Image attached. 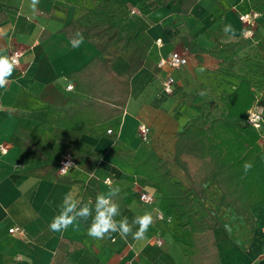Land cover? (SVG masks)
Returning a JSON list of instances; mask_svg holds the SVG:
<instances>
[{"label": "crops", "instance_id": "1", "mask_svg": "<svg viewBox=\"0 0 264 264\" xmlns=\"http://www.w3.org/2000/svg\"><path fill=\"white\" fill-rule=\"evenodd\" d=\"M108 1L38 0L34 10L32 0H0V51L10 55L13 49L24 50L9 85L0 89V264L55 263L63 257L62 241L77 264H264V205L254 211L253 228L235 207L223 206L219 198L204 202L209 210L196 211L200 219L219 222L213 232L216 245L207 257L193 254L183 231L186 225L180 220L182 211L162 209L159 185L123 158L146 161L156 153L167 162L175 181L190 186L187 174L175 162L177 135L184 127L199 117L206 119L215 109L225 113L226 96L244 77L256 93L254 105L264 112V0H198L187 14L181 13L182 0H112L109 5ZM246 15L250 21L241 19ZM72 24L84 36L79 48L71 47V37L64 31ZM94 26L116 27L122 32L120 39L126 29L142 30L153 39L142 67L130 79L124 112L97 123L95 134L62 126L36 132L47 118L49 105L68 104L75 91L70 73L98 56L109 60L116 75L128 71L138 48L135 38L128 36L120 43L108 32L84 30ZM187 34L206 52L199 57L190 52L182 41ZM176 50L186 53L189 63L160 67V59ZM212 51L231 56L224 59ZM169 75L175 78L174 93L163 90ZM96 81L87 86L90 92L119 96L114 94L118 86L106 79ZM140 124L150 126L149 141L140 137ZM109 128L113 133H108ZM31 143L42 157L25 156L22 150ZM68 155L77 165L68 174L58 170L57 175L72 183L37 174ZM109 176L112 184L105 182ZM110 185L121 188L117 219L127 216L131 221L135 215L151 213L153 223L144 239L124 240L115 233L112 238L93 239L87 235L91 217L60 232L49 229L66 195L94 206L96 195L107 193ZM143 191L154 193L156 203L143 202ZM161 211L165 218L158 217ZM13 226L21 231L11 232Z\"/></svg>", "mask_w": 264, "mask_h": 264}, {"label": "trees", "instance_id": "2", "mask_svg": "<svg viewBox=\"0 0 264 264\" xmlns=\"http://www.w3.org/2000/svg\"><path fill=\"white\" fill-rule=\"evenodd\" d=\"M171 0H164L165 3ZM198 0H182L181 13L187 14ZM112 0L107 4H113ZM76 25L72 24L64 29L73 38ZM90 33L112 34V40L119 39L125 43V38L132 36L138 44L135 56L128 71L123 76L116 75L108 59L98 56L79 71L69 74L75 81V91L70 93L68 104L58 106L51 104L45 122L37 127L36 132L52 130L55 126L78 129L89 134H95L94 126L110 120L124 112V106L130 91V79L142 67L143 60L153 44V39L144 31L123 30L124 39H120L122 32L116 27L103 28L101 26L87 27ZM184 45L198 57L206 52L200 47L191 34L182 37ZM211 54L229 58L225 52H210ZM223 66V65H222ZM108 80L114 88L118 86L119 96L90 92L87 86L96 80ZM122 95V97H121ZM256 101L251 80L242 78L239 86L225 98V113L219 118L199 117L187 124L177 135L175 162L185 171L190 186H182L175 181L173 172L167 162L156 153L146 161H139L133 157H123L131 162L138 174H142L161 189V207L171 213L180 209L181 222L185 223L183 231L187 235L186 242L193 247V254L203 257L210 255V247L216 243L213 232L216 225L207 218L200 219L197 209L209 210L201 200L219 198L225 207L233 206L239 215L256 227L255 209L264 205V147L260 143L261 134L248 123V112ZM210 121V122H209ZM72 122V123H70ZM27 133V132H26ZM31 159L42 157V153L31 143L30 147L22 150ZM252 163V168L245 174L244 164ZM58 165H51L38 175L72 183L65 177L57 175ZM198 198L195 204L192 200ZM217 200V199H215ZM60 248L63 257L52 264H77L72 256L70 247L62 241ZM208 264V263H206Z\"/></svg>", "mask_w": 264, "mask_h": 264}, {"label": "clouds", "instance_id": "3", "mask_svg": "<svg viewBox=\"0 0 264 264\" xmlns=\"http://www.w3.org/2000/svg\"><path fill=\"white\" fill-rule=\"evenodd\" d=\"M37 4L38 0H32L34 10ZM224 30L227 32L228 28L226 27ZM83 43V34L79 31L75 32L70 40L71 47L79 48ZM17 63L15 55L4 54L0 51V89H5L9 85ZM70 166L73 165L65 164L59 172L61 174L66 173ZM252 166L251 162L244 164L245 174ZM120 193L121 188L119 186L112 187L110 185L107 193L100 192L96 195L94 206H90L88 203L82 204L69 193L64 197L59 214L53 217L49 229L53 232H60L80 220L87 221L91 217L87 235L93 239L112 238L113 233L118 234L124 240H127L129 236L137 241L144 239L153 223L151 213L145 211L142 215H135L131 221L127 216L117 219L121 216L120 205L117 202Z\"/></svg>", "mask_w": 264, "mask_h": 264}, {"label": "built area", "instance_id": "4", "mask_svg": "<svg viewBox=\"0 0 264 264\" xmlns=\"http://www.w3.org/2000/svg\"><path fill=\"white\" fill-rule=\"evenodd\" d=\"M134 12V11H133ZM255 16H257V14H255ZM241 19H243L244 21H250V16L246 15V16H241ZM157 44L159 46H162V39H158L157 40ZM10 55H15L17 58V67L20 66L21 64V58L24 55V50L22 49H13L10 52ZM189 63V57L186 53L181 52V51H173L170 55L168 56H164L160 59L159 61V66L162 68H178L181 66H185ZM174 84H175V78L172 75L167 76L164 80H163V90L167 93H174ZM68 89H73V85H69ZM248 123L251 124L258 132H260L261 137L264 138V112H263V108L257 104H255L248 112ZM139 135L140 137L144 140V141H149L150 139V132H151V128L150 126H148L147 124H140L139 128ZM108 133H113V129L109 128L108 129ZM2 148V151L4 152V148ZM70 163L73 166H70L67 170L66 173L64 174H60L61 175H65L68 174L69 171L75 167L77 165L76 160L68 155L65 156L62 160H60L59 162V167L58 170L60 171L62 169V167L65 164ZM105 182L107 184H112L113 183V178L112 177H107L105 179ZM140 198L143 202L148 203V204H155L157 201V198L155 196L154 193L148 192V191H143L140 194ZM91 201V200H90ZM203 203L207 201L206 197H203L201 200ZM200 201V202H201ZM200 202H198L200 204ZM207 206V205H206ZM208 207V206H207ZM158 217L159 218H165L166 215L164 214V212H159L158 213ZM11 232H16V231H21V229L18 226H13L12 228H10ZM157 243L158 244H162L163 241L161 238L157 239ZM264 254V248H263V252ZM125 264H130L129 262L125 263Z\"/></svg>", "mask_w": 264, "mask_h": 264}, {"label": "rangeland", "instance_id": "5", "mask_svg": "<svg viewBox=\"0 0 264 264\" xmlns=\"http://www.w3.org/2000/svg\"><path fill=\"white\" fill-rule=\"evenodd\" d=\"M222 108L221 109H215L214 111L208 113V117L210 118H213V117H221L223 114H222ZM260 141H261V144L262 146L264 147V138H260Z\"/></svg>", "mask_w": 264, "mask_h": 264}]
</instances>
